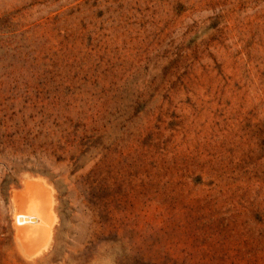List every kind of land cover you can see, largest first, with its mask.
<instances>
[{
	"label": "rangeland",
	"instance_id": "obj_1",
	"mask_svg": "<svg viewBox=\"0 0 264 264\" xmlns=\"http://www.w3.org/2000/svg\"><path fill=\"white\" fill-rule=\"evenodd\" d=\"M0 264H264V0H0Z\"/></svg>",
	"mask_w": 264,
	"mask_h": 264
},
{
	"label": "bare ground",
	"instance_id": "obj_2",
	"mask_svg": "<svg viewBox=\"0 0 264 264\" xmlns=\"http://www.w3.org/2000/svg\"><path fill=\"white\" fill-rule=\"evenodd\" d=\"M42 194H45V191H42ZM31 195H33V193ZM36 196H30V198L28 197V199H25L21 210L23 213L17 215L24 223V227L20 229V234L24 237H32L41 234L43 227L50 223L49 212L46 206H44V204L48 203H45V201L44 203L40 202L41 198H37ZM46 200H48V196ZM38 219H41L40 221H42V223ZM36 221L40 223L36 224Z\"/></svg>",
	"mask_w": 264,
	"mask_h": 264
},
{
	"label": "built area",
	"instance_id": "obj_3",
	"mask_svg": "<svg viewBox=\"0 0 264 264\" xmlns=\"http://www.w3.org/2000/svg\"><path fill=\"white\" fill-rule=\"evenodd\" d=\"M16 221H17V223L19 224V225H23L24 223H23V221L22 220H20V218L19 217H17L16 218Z\"/></svg>",
	"mask_w": 264,
	"mask_h": 264
}]
</instances>
